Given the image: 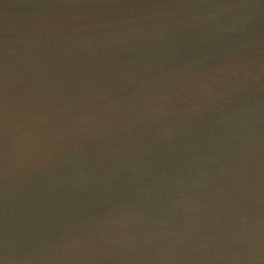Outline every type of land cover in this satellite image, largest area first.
Returning a JSON list of instances; mask_svg holds the SVG:
<instances>
[{"label": "water", "instance_id": "obj_1", "mask_svg": "<svg viewBox=\"0 0 264 264\" xmlns=\"http://www.w3.org/2000/svg\"><path fill=\"white\" fill-rule=\"evenodd\" d=\"M2 264H264V0H0Z\"/></svg>", "mask_w": 264, "mask_h": 264}, {"label": "snow or ice", "instance_id": "obj_2", "mask_svg": "<svg viewBox=\"0 0 264 264\" xmlns=\"http://www.w3.org/2000/svg\"><path fill=\"white\" fill-rule=\"evenodd\" d=\"M0 264H2V261H0Z\"/></svg>", "mask_w": 264, "mask_h": 264}]
</instances>
